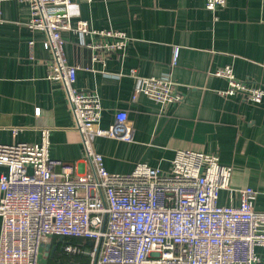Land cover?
<instances>
[{
	"label": "crops",
	"instance_id": "0c3cea01",
	"mask_svg": "<svg viewBox=\"0 0 264 264\" xmlns=\"http://www.w3.org/2000/svg\"><path fill=\"white\" fill-rule=\"evenodd\" d=\"M30 16L28 4L0 1V142H39L48 128L51 156L72 165L71 177L78 178L91 163L62 84L48 78L52 54L43 46L46 33L29 26ZM80 20L130 38L124 52L103 63L87 46L93 34L63 32L67 59L78 66L75 86L101 98V126L113 124L119 110L129 115L132 140L94 141L107 169L125 174L144 162L168 173L177 149L213 153L233 168L232 188L220 191V204L237 205V189L251 186L258 192L255 209L264 211V98L227 95L228 80L214 74L229 64L239 80L264 88V0H227L216 14L205 0H72L71 23ZM132 68L145 76L170 75L184 99L167 106L145 94L133 99ZM6 170L0 166V172ZM68 243L67 237L48 239L40 263L50 264ZM256 250L264 255L262 247Z\"/></svg>",
	"mask_w": 264,
	"mask_h": 264
},
{
	"label": "built area",
	"instance_id": "2783aa9c",
	"mask_svg": "<svg viewBox=\"0 0 264 264\" xmlns=\"http://www.w3.org/2000/svg\"><path fill=\"white\" fill-rule=\"evenodd\" d=\"M16 1L28 4L29 26L46 33L43 46L52 54L48 78L66 92L91 169L71 177L73 166L51 156L48 128L39 142H0V166L7 168L0 172V264H41L42 246L53 236L92 241L91 248L64 246L68 253L89 256L90 264H264L256 250L264 249V211L254 207L258 192L245 186L237 189V205L220 204V191L232 188L233 168L216 154L177 149L168 173L144 162L125 174L107 169L94 141L100 136L132 140L129 115L119 110L113 124L101 126V98L75 86L78 66L67 59L63 32L93 34L96 39L87 46L93 59L103 63L110 54L125 51L128 34L90 28L87 20L73 26L72 0ZM226 4L205 0L214 14ZM177 56L178 48L174 63ZM214 74L228 80L225 94L263 100L264 88L239 80L231 65ZM129 75L133 99L145 94L162 106L184 99L170 75L145 76L135 68Z\"/></svg>",
	"mask_w": 264,
	"mask_h": 264
},
{
	"label": "trees",
	"instance_id": "16d2710c",
	"mask_svg": "<svg viewBox=\"0 0 264 264\" xmlns=\"http://www.w3.org/2000/svg\"><path fill=\"white\" fill-rule=\"evenodd\" d=\"M71 243L80 244L84 247L89 244L83 240H77L76 238H69ZM50 264H90V258L83 253H68L66 251L57 252L53 258L50 259Z\"/></svg>",
	"mask_w": 264,
	"mask_h": 264
},
{
	"label": "water",
	"instance_id": "95a60500",
	"mask_svg": "<svg viewBox=\"0 0 264 264\" xmlns=\"http://www.w3.org/2000/svg\"><path fill=\"white\" fill-rule=\"evenodd\" d=\"M61 240H64V237H61Z\"/></svg>",
	"mask_w": 264,
	"mask_h": 264
}]
</instances>
